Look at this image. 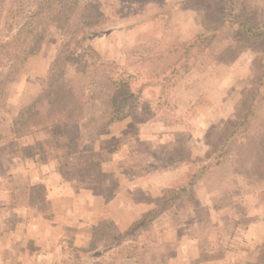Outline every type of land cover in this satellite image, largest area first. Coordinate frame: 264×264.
<instances>
[{"label": "trees", "instance_id": "16d2710c", "mask_svg": "<svg viewBox=\"0 0 264 264\" xmlns=\"http://www.w3.org/2000/svg\"><path fill=\"white\" fill-rule=\"evenodd\" d=\"M179 4L195 12L198 31L174 43L169 38L171 15L155 0H0V91L22 76L48 29L56 24L64 27L35 92L10 126L0 130L1 151L41 161L48 175L93 178L101 158L87 142L93 135L106 134L113 122L130 118L135 123L178 124L172 91L214 43L220 44L214 60L232 62L245 50L253 55L258 84L242 92L233 118L207 142L201 157L164 160L153 146L128 147V156L117 166L125 176H147L152 169L177 161L188 169L126 231L120 232L107 217L92 229L88 247L73 246L86 254L102 245L113 252L108 264L135 255L156 239L154 222L162 214L196 215L200 207L193 186L223 165L228 164L235 176L249 175L264 184V106L256 117L264 86V0H180ZM117 33L132 36L130 46L120 47L125 55L121 62L108 54L103 57L93 47L96 39ZM97 101L103 114L88 118L87 106ZM96 122L100 124L95 128ZM143 155L148 157L136 158ZM261 195L264 200V189ZM256 264H264V238L256 250Z\"/></svg>", "mask_w": 264, "mask_h": 264}, {"label": "rangeland", "instance_id": "374dc122", "mask_svg": "<svg viewBox=\"0 0 264 264\" xmlns=\"http://www.w3.org/2000/svg\"><path fill=\"white\" fill-rule=\"evenodd\" d=\"M155 1L171 15L169 38L172 42L187 40L197 33L195 12L184 9L180 0ZM63 33L64 27L60 24L50 27L40 50L29 58L22 76L0 91V130L10 126L18 109L35 92L36 83L48 68ZM131 37L123 33L108 34L96 39L93 47L103 57L108 54L121 62L125 55L120 47L130 46ZM219 46L214 43L209 53L173 89L178 124L165 125L158 120L135 123L127 118L111 123L106 134L92 136L93 141H88L87 147L99 150L101 158L93 178H52L43 188L32 186L41 174L37 164L21 161L0 150V220L7 225L21 224L15 235L0 233V240L11 238L30 244L18 246L15 257H4L0 264H108L113 252L100 244L86 254L74 251L72 241L67 238L73 234L71 229L80 230V238L87 237L92 230L90 226L105 222L109 211L120 223L132 222L188 169L185 162L177 161L156 167L147 176H125L117 166L128 156L127 147L153 146L156 155L164 160L186 156L194 161L205 153L207 142L219 128L233 118L234 105L242 92L258 84V77L252 71L250 50L232 62L214 60ZM262 106L264 86L256 117ZM86 110L88 118L104 112L99 101ZM98 124L95 123V128ZM92 133L93 129L90 136ZM45 188L49 194L50 191L64 193L66 199L62 205L54 203L51 207ZM263 189L259 179L235 176L228 164L223 165L193 186V196L200 207L196 215L185 211L162 214L154 222L156 239L138 249L135 255L119 258L116 264H256L258 239L264 232ZM42 215L43 220L26 222L29 217ZM24 224L29 225L28 230H24ZM58 235L63 238L62 243L53 247L50 242H58ZM31 243L39 246L33 247ZM35 248L41 249L36 253ZM46 251L51 252L48 257L40 258L42 254L38 253Z\"/></svg>", "mask_w": 264, "mask_h": 264}, {"label": "crops", "instance_id": "0c3cea01", "mask_svg": "<svg viewBox=\"0 0 264 264\" xmlns=\"http://www.w3.org/2000/svg\"><path fill=\"white\" fill-rule=\"evenodd\" d=\"M127 153H129V149H128V147H127ZM126 157V156H125ZM125 157H123L122 159H124ZM21 159V158H20ZM121 159V160H122ZM26 159H21V161H25ZM26 161H29V162H31V160H26ZM32 163H34V164H37V166L39 167V170H40V177H39V181L35 184V185H32V186H39V188H43V187H45V184H46V182L48 181V180H50V179H52V178H60V179H62V177H60V176H58V175H56V174H51V175H48L45 171H43V165H41V161H32ZM186 164V163H185ZM25 171H27L26 169H25ZM181 177V176H180ZM179 177V178H180ZM46 189V188H45ZM46 191L48 192V195H47V201L49 200L50 202V204H51V207L54 205V203H56V204H61L62 205V201H63V199H66V196H65V194L64 193H61V192H55L54 194H53V192H51L50 191V194H49V189L47 190L46 189ZM0 192H2V191H0ZM3 203V202H2ZM4 204H6V203H4ZM0 205H2V204H0ZM153 206V205H152ZM152 206H148V207H146L144 210H142L141 212H140V214H139V216L136 218V219H134L132 222H129V221H127V222H124V223H120V222H118V221H116V219H115V217H114V215H113V212L112 211H109L108 213H109V216L108 217H110L112 220H113V222H114V224H115V226H116V228L120 231V232H124V231H126L128 228H129V226L135 221V220H137L145 211H147L149 208H151ZM13 211H15V210H13ZM52 214H53V210H52V212H51ZM54 215V214H53ZM44 219V217H43V215L42 216H39L38 218L37 217H29L28 219H27V221L26 222H31V221H33V220H37V221H39V220H43ZM21 225V224H20ZM20 225H7V224H5V223H1V220H0V233H6V234H8V235H15V233L17 232V230L20 228ZM71 225V224H70ZM28 226L29 225H27V224H24V230H28ZM96 225H93V226H90L92 229L95 227ZM70 227V226H69ZM23 230V231H24ZM72 231H73V234H72V236H70V237H68L67 236V238L70 240V241H72V244H73V246H76V247H86V245H88V243L90 242V240H91V237H92V230H90L89 231V236H85L84 238H80V234H79V231L80 230H78V231H74L73 229H71ZM59 236V240H58V242H50V243H52V246L53 247H56V246H60V243H62L61 241L63 240V238H60L61 237V235H58ZM263 238H264V232H262V235H261V237L258 239V242H259V244H261V242H262V240H263ZM16 239V238H15ZM37 240H40V239H37ZM31 241H33L34 242V240L32 239ZM31 244H33V243H31ZM28 245H30V244H28ZM28 245H26V244H24V241L23 240H20V241H18V240H14V239H12L11 240V238H8L6 241H2V240H0V248H2V250H0V261L5 257V258H7V259H10L11 257H12V255H13V258L15 257V251H16V248L18 247V246H20L21 248L22 247H26V246H28ZM37 247V246H39V244L38 245H36V244H33V247ZM41 249V248H40ZM39 248H37V250H40ZM35 250H36V248H35ZM37 250H36V253H37ZM57 251V249H55L54 250V252H56ZM48 252H50V251H46V252H40V253H38L39 255L40 254H42V255H40V258L42 257L43 259H45L46 257H48ZM51 253V252H50ZM43 254H45V255H43Z\"/></svg>", "mask_w": 264, "mask_h": 264}]
</instances>
